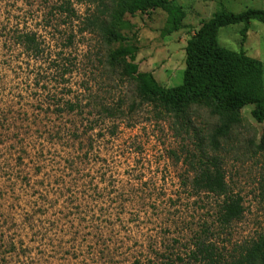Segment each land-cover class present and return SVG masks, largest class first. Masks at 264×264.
Here are the masks:
<instances>
[{
    "label": "rangeland",
    "instance_id": "374dc122",
    "mask_svg": "<svg viewBox=\"0 0 264 264\" xmlns=\"http://www.w3.org/2000/svg\"><path fill=\"white\" fill-rule=\"evenodd\" d=\"M173 1L186 17L169 36L160 10L122 19L139 71L166 88L182 83L186 42L219 3L264 9V0ZM63 2L76 18L56 14ZM92 9L85 0H0V264H183L203 233L222 260L237 258L264 234V122L245 106L213 144L222 119L206 107L175 118L142 102L135 82L106 66L121 45L81 32ZM242 27L221 28L218 45L260 61L264 89V25L251 22L244 43ZM21 33L35 34L42 53L27 56ZM208 156L242 199L228 227L216 222L214 198L182 186Z\"/></svg>",
    "mask_w": 264,
    "mask_h": 264
},
{
    "label": "trees",
    "instance_id": "16d2710c",
    "mask_svg": "<svg viewBox=\"0 0 264 264\" xmlns=\"http://www.w3.org/2000/svg\"><path fill=\"white\" fill-rule=\"evenodd\" d=\"M85 5L87 12L93 9L83 18L81 32L96 34L107 46L121 45L107 53L106 66L120 69L121 78L134 81L142 102L153 104L175 118L187 113L193 105L206 107L212 115L222 119V124L214 131L213 144H217V138L223 137L231 125L239 122V111L245 106H253L250 115L255 122H264L262 63L246 56L243 51L226 50L217 41L221 28L242 25L239 35L241 43H244L251 22L264 25V9L232 13L225 11L219 3V11L202 21L186 42L182 83L166 88L159 85L151 73L139 71L135 62L138 48L122 33L127 27L122 19L124 15L134 17L150 10H160L166 14V23L160 35L166 37L181 29L186 17L183 8L173 0H85ZM54 10L59 17L76 18L67 2L60 3ZM18 44L27 56L35 58L42 53L35 34L21 33ZM66 106L69 112H73L77 104L67 103ZM102 111L108 115L115 112L105 107ZM191 168L192 177L187 179L189 184L183 183L182 186L190 195L203 194L216 200L218 226L228 227L240 220L242 199L230 191L220 159L208 156L202 161L201 158ZM193 245L194 250L188 253L187 262L183 264H264V234L243 247L239 256L229 262L222 260L215 245L205 240L204 233L195 238ZM177 260L182 262L179 257Z\"/></svg>",
    "mask_w": 264,
    "mask_h": 264
}]
</instances>
